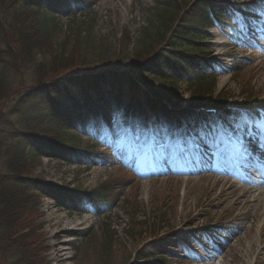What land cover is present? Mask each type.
<instances>
[{
    "label": "rangeland",
    "instance_id": "1",
    "mask_svg": "<svg viewBox=\"0 0 264 264\" xmlns=\"http://www.w3.org/2000/svg\"><path fill=\"white\" fill-rule=\"evenodd\" d=\"M75 1L77 3H72L75 15H67L59 10L63 14L47 21L50 29H54L49 35L53 49L55 46L59 50L66 47L67 53L76 49L75 54L80 52L81 58L94 72L111 71L117 64L119 70L128 71L133 65L138 42L146 37L145 29L149 28L151 32L156 30L153 22L161 13L162 0ZM189 1L192 3L195 0ZM248 1L252 0H216L215 5L229 13L236 25L240 23L242 26L239 8ZM1 5L2 0L0 16L4 17V13L5 18L10 20L11 16L6 13V8L5 12H1ZM40 15L45 19V11H41ZM261 23L264 25V21ZM155 26L159 24L155 23ZM256 28L254 31L250 30L253 35L262 30L260 27ZM224 30L228 35L232 34L228 27ZM244 30L248 31L246 28ZM244 30L242 32L245 35L247 32ZM221 32L212 30L210 36L213 34V40H217ZM251 39L253 40L247 38L243 44L238 40L225 43L224 51H229L242 63L237 65L240 67L237 70L233 69L229 56L219 59L214 48L210 53L216 63L221 61L216 66L221 74L216 79H206L204 85L211 86L212 97L220 94L222 99H227V105L232 109L243 108L246 102H254L255 99L253 106L264 110V39ZM213 40L206 42L208 48L215 47ZM150 41L146 40L147 43ZM232 45H241L243 48H233ZM191 47L193 44L189 45ZM48 51L31 61L19 62L17 70L12 69L16 61L6 65L11 90L9 89L8 102L0 107V114L4 115L0 116V148L9 150L14 147L18 158L13 165L0 159V175L18 174L44 180L60 189L80 192L107 187L104 190L105 201L95 206L91 215L56 207L48 196L40 198L34 220L41 227L40 232L46 240L48 251L45 257L50 264H144L143 262L155 263L160 256H163L165 264H264V235L260 233L264 215L260 211L250 210L247 207L248 200L236 201L230 184L227 183L238 176L243 179L237 180L238 182L252 187L260 182V175L255 170L241 174L235 168L229 171L225 169L222 163L226 159L223 150L228 149L221 144V138L223 140L225 136L222 132L219 134L220 142L213 143L217 144L216 149L208 152L211 160H205L215 163L225 173H216L210 165L205 169H198L197 164L202 161L200 156L191 157L182 152L181 157L176 154L174 157H165L178 144L168 146L165 136L153 128V145L136 140L132 143L122 141L123 149L141 147V150L162 152L159 154L161 160L146 159L144 166L137 169L136 174H131L126 170L130 171L134 164L136 166V160L127 161V166H120V158L109 154L102 156L103 151H106L104 145H97L93 152L88 151L95 141L105 140L104 131L114 130L113 134H116L117 141L120 142V131L124 127L116 123V118L108 112L104 114L112 118L111 124L105 125L104 122L95 120L90 131L86 129L84 132L86 134L72 136V144L78 145L80 152L83 150L81 156L75 157L76 164H68L66 159L51 155L46 148L55 144V139L61 136L66 140L67 134L62 135L61 131L36 124L27 118L18 124L19 119L15 117L13 108L19 98L46 86V82L40 78L45 76L38 75L37 66L43 61L49 66L52 64L54 51ZM177 52L181 53L180 50ZM243 59L246 61H242ZM1 65L4 67V61H1ZM59 65L60 62L56 67ZM168 73V78L175 75L171 70ZM148 79L159 86H170L169 79L153 76ZM196 86V82L189 85L185 81L177 83L175 99L187 105ZM132 117L138 119V116ZM145 122L156 127L158 118L149 116L148 120L145 118ZM248 129L252 130V125ZM25 131L44 133L47 141L43 142L48 143L41 147L38 137H27L24 135ZM254 133L255 130H252V134ZM160 140L162 145L157 144ZM250 140L252 139L248 141ZM30 143L38 147L39 153L31 156L26 154V147ZM242 146V143L238 144V147ZM112 148L115 150L118 147L112 144ZM68 154L70 153H66V156ZM213 154L215 155L212 157ZM171 160L175 166L188 169L165 172V168L159 164L162 161L169 163ZM226 162L227 159L225 164ZM233 172L236 176H231ZM260 205L264 209V202ZM245 217L248 219L241 225L242 222L238 219ZM140 252H144L148 259L138 257Z\"/></svg>",
    "mask_w": 264,
    "mask_h": 264
},
{
    "label": "trees",
    "instance_id": "2",
    "mask_svg": "<svg viewBox=\"0 0 264 264\" xmlns=\"http://www.w3.org/2000/svg\"><path fill=\"white\" fill-rule=\"evenodd\" d=\"M213 1L195 0L191 3L189 0H162L161 13L153 22L156 30L151 32L149 28L145 29L146 37L138 42L133 65L128 71L119 70L117 64L111 71L94 72L81 58L80 52L75 54L76 49L67 53L66 47L59 50L56 46L53 49L51 45L49 35L54 29H50L47 21L55 19L60 14L59 10L67 15H75L76 12L72 10L74 0H2L1 12H5L6 8L11 19L7 20L4 13V17L0 16V107L8 102L11 90L6 65L16 61L12 69L17 70L19 62L31 61L36 56H43L48 50H53L52 64L49 66L43 61L37 66L38 75L45 76L40 78L46 82V86L25 94L14 105L13 111L19 119L18 124L27 118L36 124L61 131L62 135L67 134L68 139L73 134H79L83 121L86 122L92 115L107 120L101 114V109H104L123 113L124 125L128 127V131L137 133V126L129 118L128 108L139 111L144 108L167 114L164 101L175 108L180 106L175 101L174 92L176 83L182 82L180 76L184 74L192 80L197 79L199 84L204 77L209 76L207 70H210V66L205 62L207 49L203 45L208 37L207 31L216 24L224 23L227 18L226 13L213 4ZM45 7L47 9L44 10ZM246 7L254 15H261L263 12L260 7H264V2L251 1ZM41 11H45V19L39 16ZM155 23L159 26H155ZM147 39L151 41L147 43ZM192 44H195L194 47L189 49ZM177 50L197 58L187 59ZM147 59H150L149 62ZM186 60L193 62L191 68L188 66L183 69ZM1 61H4V67ZM58 62L60 65L56 67ZM168 70L175 73L172 78H168ZM149 76L169 79L170 86H159L149 80ZM210 88V85L204 84L196 86L190 105L178 112L186 118L189 130L208 129L221 121L231 125L237 117L245 116L261 122L257 111L227 109V99H222L220 94L212 97L213 91L211 93ZM254 102L250 100L245 106L252 107ZM204 109H213L215 112ZM24 135L38 137L41 147L48 143L43 142L47 141L44 133L25 131ZM66 140L61 136L55 139V144L46 148L51 155L62 157L70 164L72 161L66 153H72L75 157L82 153L78 146L68 144ZM34 148L32 143L28 144L26 153L31 155ZM89 151L92 152L91 149ZM17 155L14 147L9 150L0 148V159H5L9 165L17 161ZM106 188L102 186L101 190L80 192L60 189L44 180L18 174L0 175V264H50L45 257L48 251L46 240L40 232L41 227L34 220L36 207L42 196L50 197L57 207L83 213L90 205L105 201ZM139 256L148 259L144 252H140ZM164 263L163 261L162 264Z\"/></svg>",
    "mask_w": 264,
    "mask_h": 264
},
{
    "label": "bare ground",
    "instance_id": "3",
    "mask_svg": "<svg viewBox=\"0 0 264 264\" xmlns=\"http://www.w3.org/2000/svg\"><path fill=\"white\" fill-rule=\"evenodd\" d=\"M222 44V42H216ZM253 167L261 172V182L259 184H256L252 187H247L246 184L240 183L237 180H239V177H236L234 180L228 181L227 183L230 184V190L233 194V197L236 198V201L238 200H248L247 207L250 208V210H253L254 212H262L264 215V209L260 205V203L264 202V167L254 160L251 161ZM239 167V166H238ZM238 167L236 169H238ZM255 214V213H254ZM252 218V216H251ZM238 219V218H237ZM248 217L238 219V221L242 222L241 225H244L243 221H246ZM261 235H264V224L261 228Z\"/></svg>",
    "mask_w": 264,
    "mask_h": 264
}]
</instances>
